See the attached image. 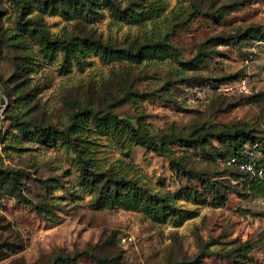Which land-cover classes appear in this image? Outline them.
I'll return each instance as SVG.
<instances>
[{"label":"rangeland","instance_id":"374dc122","mask_svg":"<svg viewBox=\"0 0 264 264\" xmlns=\"http://www.w3.org/2000/svg\"><path fill=\"white\" fill-rule=\"evenodd\" d=\"M112 1L0 0V264H264V174L217 138L249 132L264 170V0ZM121 179L159 206L102 204Z\"/></svg>","mask_w":264,"mask_h":264},{"label":"trees","instance_id":"16d2710c","mask_svg":"<svg viewBox=\"0 0 264 264\" xmlns=\"http://www.w3.org/2000/svg\"><path fill=\"white\" fill-rule=\"evenodd\" d=\"M68 3H72L73 7L75 10H78L79 13H84V12H89L88 6L86 3H89V6H92L93 4H90L92 0H79V2H75V0H68ZM107 7L110 9H114L113 1L112 0H102ZM33 32L37 35V39L39 43L42 45L43 52L46 55H51L57 51L63 52L66 56L68 57L69 54L72 52V46L70 43L66 42H61L58 40H52L51 37L49 36L48 32L46 30H33ZM255 33L259 35L260 40L259 41H264V36L261 34L260 29L257 28L255 29ZM233 40V39H230ZM89 46H91L94 51L97 54H100L101 56H112L114 58H121L124 57L125 59L128 60H136L138 58H144V53H143V48H139L135 53H130V52H120L116 51L113 48L109 46H105L101 43H91ZM164 47V46H163ZM165 51V50H164ZM25 66L17 65V71L18 72H23L25 71ZM36 131L39 132L42 135H49L50 130L47 129H40L36 128ZM52 132H56L53 130ZM62 137L64 136L63 133L60 134ZM68 136H66L65 139L68 140ZM132 138L133 140L138 144L143 147H147L148 149L159 152L161 149L160 147H163L165 143L162 142L161 146L158 147V145L154 142H152L150 139H144L141 137L138 133L135 131H132ZM217 138L227 142V145L230 150V154L228 157L225 159L226 164L229 167H233L236 169L238 172L244 173L247 176H258V173L261 172V174H264V170L261 168L259 163L261 162H255L254 161V151L257 149L259 146L258 144L254 143V141L251 139L249 132H247L244 129H233V130H226L219 132L217 134ZM178 142L184 143L186 146H189L190 143H192L191 140L187 139H181L178 138ZM262 153H264V150H261ZM250 164L254 168V173L247 172L245 169H242L243 165ZM84 172L87 176L92 178V182H96L97 180V175H93L91 172L88 170L84 169ZM88 172V173H87ZM14 176V175H13ZM16 177V174L15 176ZM15 181V178H13ZM0 185H3L2 182H0ZM115 187L113 191H109L107 194L103 195L100 197L101 200H99L102 204L105 203H110V202H122L124 204L125 208H137L138 204L140 207L146 208V209H151V205L154 203L159 206L157 200H150L148 198H144L136 189L135 185H133L131 182L126 181V180H119L118 182H115ZM119 188H122L124 192H121L118 190ZM213 189H217L214 184H212ZM164 203V201H160V204ZM159 210L161 212L164 211L162 206L159 207ZM9 248L0 242V257L4 255V253L8 250ZM98 264H110V260L104 258V259H96ZM66 260H60V263L65 264ZM75 263L74 260H71L70 262L67 261L66 264H73Z\"/></svg>","mask_w":264,"mask_h":264},{"label":"built area","instance_id":"2783aa9c","mask_svg":"<svg viewBox=\"0 0 264 264\" xmlns=\"http://www.w3.org/2000/svg\"><path fill=\"white\" fill-rule=\"evenodd\" d=\"M242 169H245L247 172H250V173H254V171H255L253 166L250 165V164L243 165ZM132 241H133V237H131V236H124L123 238H121V243L122 244H128V243H130Z\"/></svg>","mask_w":264,"mask_h":264}]
</instances>
